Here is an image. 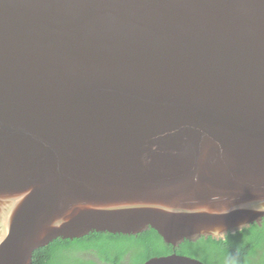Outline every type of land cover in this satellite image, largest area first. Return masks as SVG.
Listing matches in <instances>:
<instances>
[{"label":"water","instance_id":"water-1","mask_svg":"<svg viewBox=\"0 0 264 264\" xmlns=\"http://www.w3.org/2000/svg\"><path fill=\"white\" fill-rule=\"evenodd\" d=\"M263 218L264 0H0V264Z\"/></svg>","mask_w":264,"mask_h":264},{"label":"trees","instance_id":"trees-1","mask_svg":"<svg viewBox=\"0 0 264 264\" xmlns=\"http://www.w3.org/2000/svg\"><path fill=\"white\" fill-rule=\"evenodd\" d=\"M94 253L105 264H144L172 253L199 259L205 264H264V218L224 239L201 237L177 248L167 245L154 229L137 235L92 232L81 239H57L34 253L33 264H96L85 261Z\"/></svg>","mask_w":264,"mask_h":264},{"label":"flooded vegetation","instance_id":"flooded-vegetation-1","mask_svg":"<svg viewBox=\"0 0 264 264\" xmlns=\"http://www.w3.org/2000/svg\"><path fill=\"white\" fill-rule=\"evenodd\" d=\"M82 256H84L85 261L92 260L96 264H105V262H103L101 259H99L98 256L96 254H94V253L84 252L82 254Z\"/></svg>","mask_w":264,"mask_h":264},{"label":"bare ground","instance_id":"bare-ground-1","mask_svg":"<svg viewBox=\"0 0 264 264\" xmlns=\"http://www.w3.org/2000/svg\"><path fill=\"white\" fill-rule=\"evenodd\" d=\"M156 231V230H155ZM159 234V233H158ZM213 238V237H212ZM186 242V241H185ZM168 245V244H167Z\"/></svg>","mask_w":264,"mask_h":264}]
</instances>
